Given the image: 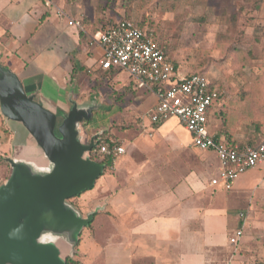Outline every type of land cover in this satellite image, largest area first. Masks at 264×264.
<instances>
[{
  "label": "crops",
  "instance_id": "0c3cea01",
  "mask_svg": "<svg viewBox=\"0 0 264 264\" xmlns=\"http://www.w3.org/2000/svg\"><path fill=\"white\" fill-rule=\"evenodd\" d=\"M47 2L0 0V64L49 107L67 110L68 95L82 96L79 103L94 98L103 105L112 104V96L97 89L96 83L101 73L113 71L100 68L102 50L91 38L118 20L93 28L83 15L54 17ZM198 2L194 0V4ZM69 18L80 20L82 26L70 25ZM212 26L203 17H194V33H213ZM95 45L99 59L93 62ZM87 85H92V90H85ZM222 101L220 94L209 117L210 132L217 139L255 145L264 138L251 142L250 135L223 122L216 127L213 114ZM261 102L264 106V98ZM109 109L106 106L94 112ZM138 120L143 128L155 126L159 138L131 149L115 135L126 152L90 189L94 193L86 209L78 206L83 214L96 205L102 207L80 234L75 253L79 263L257 264L263 260L264 241L259 237L264 234V161L240 174L230 189L212 185L219 169L215 151H199L176 117L159 124ZM212 127L216 131L212 132ZM3 132L0 130V145L9 134ZM148 135L155 136L152 132ZM9 170L0 174V180L7 178ZM240 212L246 213L245 219ZM238 229L243 234L238 243H231L230 237Z\"/></svg>",
  "mask_w": 264,
  "mask_h": 264
},
{
  "label": "rangeland",
  "instance_id": "374dc122",
  "mask_svg": "<svg viewBox=\"0 0 264 264\" xmlns=\"http://www.w3.org/2000/svg\"><path fill=\"white\" fill-rule=\"evenodd\" d=\"M46 1L54 17L58 9L72 16L83 15L86 24L93 28L122 18L143 23V27L148 25L146 28L154 31L156 41L180 72L202 73L217 85L223 104L213 114L216 127L223 122L232 130L250 135L251 142L264 136V106L259 105L264 98V0H199L198 4L194 0H43ZM194 17L211 22L214 32L194 33ZM92 50L95 62L99 59V48L95 45ZM103 73L96 83L97 89L112 96H109L113 98L112 104L104 103L111 110L95 112L91 122L81 123L83 139L88 141L99 133L100 141L108 142L107 137L117 139L116 135L131 149L135 144L157 140L159 133L155 126H138L139 118L150 120L157 101L153 91L137 85L126 70ZM85 90H92V85ZM81 97L68 95L78 102ZM111 126L114 135L109 136L106 129ZM216 127L211 131H216ZM0 130L9 133L2 138L6 143L0 145V174H7L10 166L6 157L25 141L26 130L1 111ZM149 132L155 136L150 137ZM92 193L94 190L71 201L86 209ZM259 239L264 241V234ZM257 264H264V259Z\"/></svg>",
  "mask_w": 264,
  "mask_h": 264
},
{
  "label": "water",
  "instance_id": "95a60500",
  "mask_svg": "<svg viewBox=\"0 0 264 264\" xmlns=\"http://www.w3.org/2000/svg\"><path fill=\"white\" fill-rule=\"evenodd\" d=\"M69 103L64 111L47 106L0 64V111L26 130L0 184V264H67L83 228L102 209L83 214L71 199L94 188L104 173L91 155L99 133L84 140L80 126L105 107L94 98Z\"/></svg>",
  "mask_w": 264,
  "mask_h": 264
},
{
  "label": "built area",
  "instance_id": "2783aa9c",
  "mask_svg": "<svg viewBox=\"0 0 264 264\" xmlns=\"http://www.w3.org/2000/svg\"><path fill=\"white\" fill-rule=\"evenodd\" d=\"M47 3L50 4L49 1ZM56 12L59 16H68L61 9ZM68 23L82 26L80 20L72 18ZM91 43L98 44L102 50L99 60L102 70H126L137 85L147 86L153 91L157 101L150 113L152 123L159 124L176 117L189 131L192 144L199 151L216 152L219 169L211 179L212 185L222 184L230 189L240 174L264 161V138L255 145H240L217 139L210 132V112L220 98L219 88L202 73L184 75L178 71L173 60L156 41L153 30L133 19L122 18L98 30ZM125 152L126 147L118 139H110V143L99 140L91 155H111L114 164ZM239 215L244 219L246 217L245 212ZM242 234V229H238L230 237L231 243H238Z\"/></svg>",
  "mask_w": 264,
  "mask_h": 264
},
{
  "label": "trees",
  "instance_id": "16d2710c",
  "mask_svg": "<svg viewBox=\"0 0 264 264\" xmlns=\"http://www.w3.org/2000/svg\"><path fill=\"white\" fill-rule=\"evenodd\" d=\"M139 24L142 25L143 23H139ZM1 64H3V63L1 62ZM109 71H114V70H108V72ZM109 110H111V109H109ZM94 113H93L92 117L89 120H85L83 122H91L94 119V116H95ZM112 128H113V126H111L108 129H106V134L107 135H109V136L114 135V133L112 131ZM109 138L110 137H107L106 140L110 143V139ZM99 140H101V138ZM111 146H113L112 143H111ZM92 157L105 165L104 172H107L110 169V167L112 165V161H113V157L111 155H106V156H103V157H98V156L94 155ZM77 196H80V195H77ZM72 202L74 204H76L73 200H72ZM76 205L78 206V204H76ZM89 226H91V224ZM66 262H67V264H80L79 260L76 258V255L67 257L66 258Z\"/></svg>",
  "mask_w": 264,
  "mask_h": 264
}]
</instances>
